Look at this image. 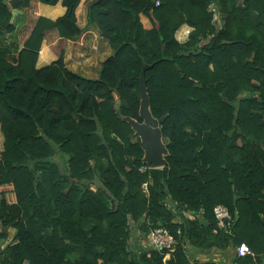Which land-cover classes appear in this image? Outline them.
Segmentation results:
<instances>
[{"label":"trees","instance_id":"obj_1","mask_svg":"<svg viewBox=\"0 0 264 264\" xmlns=\"http://www.w3.org/2000/svg\"><path fill=\"white\" fill-rule=\"evenodd\" d=\"M39 1L59 0H0V245L17 230L0 264H218L196 259L213 249L264 264V0H92L90 25L114 50L97 78L64 50L37 67L47 33L83 32L82 0H63L57 20L34 14ZM211 3L225 14L217 34ZM26 8L31 34L12 49L4 36ZM183 24L194 30L180 42ZM143 76L169 141L163 167L126 120L143 121ZM134 226L165 227L175 245L138 256Z\"/></svg>","mask_w":264,"mask_h":264},{"label":"crops","instance_id":"obj_2","mask_svg":"<svg viewBox=\"0 0 264 264\" xmlns=\"http://www.w3.org/2000/svg\"><path fill=\"white\" fill-rule=\"evenodd\" d=\"M90 1L92 0H82L76 10L77 24L83 30L78 38L63 39L57 30L47 33L40 50L37 62L38 68L50 65L58 60L60 53L64 50V61L69 69L85 77H99L104 62L112 55L114 50L109 39L103 35L99 27L90 25L88 16ZM19 10L15 12V18H13L16 25L15 31L4 36L5 43L9 44L12 49L17 46L22 47L31 34L30 26L26 25L29 19L27 8ZM66 10L63 0H59L56 4L39 1L36 3L34 14L57 20L66 13ZM186 26L189 27L190 25L183 24L180 27L181 29L184 28L180 34L183 39H178L180 42H185L189 39V35L185 36Z\"/></svg>","mask_w":264,"mask_h":264},{"label":"water","instance_id":"obj_3","mask_svg":"<svg viewBox=\"0 0 264 264\" xmlns=\"http://www.w3.org/2000/svg\"><path fill=\"white\" fill-rule=\"evenodd\" d=\"M17 11L20 10L14 9L13 18H15V12ZM140 97V116L143 121H139L132 117H126V120L130 123L132 128L136 131V134L140 136L142 140V146L145 150L144 161L152 168L163 167L167 164L165 155H168L169 153L167 145L163 142V119L154 117L151 112L150 96L144 76L141 80Z\"/></svg>","mask_w":264,"mask_h":264},{"label":"rangeland","instance_id":"obj_4","mask_svg":"<svg viewBox=\"0 0 264 264\" xmlns=\"http://www.w3.org/2000/svg\"><path fill=\"white\" fill-rule=\"evenodd\" d=\"M237 3H238V5H243L244 0H237ZM209 11L213 12V14H214L213 22H214L215 27H216L214 34H217L219 30H221L222 28L225 27V24H226L225 14L221 12V10L219 8V4H217V3H211L209 5ZM188 28L190 30V33H189V35H190L191 32L194 30V28L192 26H189ZM214 34H210V36H208L207 38L202 39L201 44L209 42L211 40V38L214 36ZM163 142L167 145L169 141L166 138H163ZM166 156L167 155H165V157ZM55 159L57 161H59L60 157H56ZM9 230H10L9 238L0 245V251H2L7 246V244L13 239V237L17 233V230L15 228H10ZM130 246L134 250L136 255L140 254L144 250L142 248H151V247L156 248L153 245V240L151 239V232H149V233L144 232V230L138 228L137 226L133 227L132 238L130 239ZM196 259H198V260H206V259L214 260L218 264H220V263L221 264L222 263L229 264L231 261V258L229 255H222L220 250H215V249H213L209 253L197 254Z\"/></svg>","mask_w":264,"mask_h":264},{"label":"built area","instance_id":"obj_5","mask_svg":"<svg viewBox=\"0 0 264 264\" xmlns=\"http://www.w3.org/2000/svg\"><path fill=\"white\" fill-rule=\"evenodd\" d=\"M156 4L159 5L160 1H157ZM214 211L216 217L219 220L218 222L219 228H228V226L230 225V221L232 220V216L228 208L225 207L224 205H217ZM151 239L153 240V245L156 246L157 248H171L175 245L174 236L165 227H157L153 229L151 232ZM239 252L242 255L252 253L251 250L246 245L240 247ZM25 264H29V263L26 262Z\"/></svg>","mask_w":264,"mask_h":264}]
</instances>
